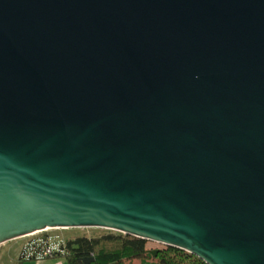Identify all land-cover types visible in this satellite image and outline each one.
I'll use <instances>...</instances> for the list:
<instances>
[{
  "label": "water",
  "instance_id": "water-1",
  "mask_svg": "<svg viewBox=\"0 0 264 264\" xmlns=\"http://www.w3.org/2000/svg\"><path fill=\"white\" fill-rule=\"evenodd\" d=\"M74 227L264 264V0H0V245Z\"/></svg>",
  "mask_w": 264,
  "mask_h": 264
},
{
  "label": "trees",
  "instance_id": "trees-1",
  "mask_svg": "<svg viewBox=\"0 0 264 264\" xmlns=\"http://www.w3.org/2000/svg\"><path fill=\"white\" fill-rule=\"evenodd\" d=\"M51 252L45 254V250ZM65 258L67 264H206L196 255L169 245L129 234L79 235L63 242L51 241L48 234L32 238L22 247L17 264L24 260Z\"/></svg>",
  "mask_w": 264,
  "mask_h": 264
},
{
  "label": "rangeland",
  "instance_id": "rangeland-1",
  "mask_svg": "<svg viewBox=\"0 0 264 264\" xmlns=\"http://www.w3.org/2000/svg\"><path fill=\"white\" fill-rule=\"evenodd\" d=\"M119 234L121 232L102 228V227H74V228H56L47 229L45 231L37 232L29 236L20 237L16 239L9 240L0 245V256L2 264H17L20 250L22 247L32 238L42 236L43 234L50 235L51 238L58 240L59 238L67 240L69 238H74L79 235H85L88 237L101 236L104 234ZM150 241V240H148ZM152 246H160L161 243L150 241Z\"/></svg>",
  "mask_w": 264,
  "mask_h": 264
},
{
  "label": "crops",
  "instance_id": "crops-1",
  "mask_svg": "<svg viewBox=\"0 0 264 264\" xmlns=\"http://www.w3.org/2000/svg\"><path fill=\"white\" fill-rule=\"evenodd\" d=\"M19 264H67V261L65 258H62V257L61 258H43L39 260H24V261H21Z\"/></svg>",
  "mask_w": 264,
  "mask_h": 264
},
{
  "label": "built area",
  "instance_id": "built-area-1",
  "mask_svg": "<svg viewBox=\"0 0 264 264\" xmlns=\"http://www.w3.org/2000/svg\"><path fill=\"white\" fill-rule=\"evenodd\" d=\"M51 241L52 242H55V243H60V242H63V241H65V240H63L62 238L60 239H58V240H56L55 238H51ZM49 252H51V248H47L46 250H45V254H47V253H49Z\"/></svg>",
  "mask_w": 264,
  "mask_h": 264
},
{
  "label": "flooded vegetation",
  "instance_id": "flooded-vegetation-1",
  "mask_svg": "<svg viewBox=\"0 0 264 264\" xmlns=\"http://www.w3.org/2000/svg\"><path fill=\"white\" fill-rule=\"evenodd\" d=\"M20 251H21V250H20ZM1 257H2V256H0V264H2V263H1Z\"/></svg>",
  "mask_w": 264,
  "mask_h": 264
}]
</instances>
